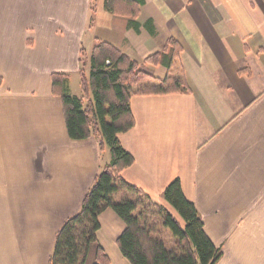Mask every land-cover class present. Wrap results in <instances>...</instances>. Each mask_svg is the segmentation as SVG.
Returning <instances> with one entry per match:
<instances>
[{"label":"crops","instance_id":"0c3cea01","mask_svg":"<svg viewBox=\"0 0 264 264\" xmlns=\"http://www.w3.org/2000/svg\"><path fill=\"white\" fill-rule=\"evenodd\" d=\"M90 1L0 0V264H49L57 231L109 161L98 138H69L52 85L67 74L71 93L78 75L82 96V52L97 39L138 62L179 44L172 72L188 88L131 96L134 126L118 138L133 163L121 175L175 216L163 191L178 178L222 252L215 264H264V0H144L137 32L103 0L90 25ZM100 30L108 37L87 34ZM99 222L85 264L98 246L108 264H131L121 219L106 209Z\"/></svg>","mask_w":264,"mask_h":264},{"label":"trees","instance_id":"16d2710c","mask_svg":"<svg viewBox=\"0 0 264 264\" xmlns=\"http://www.w3.org/2000/svg\"><path fill=\"white\" fill-rule=\"evenodd\" d=\"M144 3V0H103V7L112 15L130 18L126 26L137 32L140 26L134 18ZM95 7L96 4L90 7V25ZM145 27L154 34L151 20ZM166 42L168 48L164 45L144 60L163 66L167 70L163 77L144 73L137 68L138 61L99 39L87 57L89 74L83 68L80 71L82 96L70 93L67 74L52 76L54 92L62 99L69 138H98L99 145L108 149L109 161L97 174L78 212L57 231L49 264H85L90 246L98 241L99 216L106 209H111L124 223L117 244L131 264H215L221 257L220 248L206 235L195 205L183 194L178 178L165 187L163 199L179 219L121 175L133 163V156L118 138L134 126L131 96L183 92L188 88L184 76L172 74L180 46L173 39ZM93 264H108L100 246Z\"/></svg>","mask_w":264,"mask_h":264},{"label":"rangeland","instance_id":"374dc122","mask_svg":"<svg viewBox=\"0 0 264 264\" xmlns=\"http://www.w3.org/2000/svg\"><path fill=\"white\" fill-rule=\"evenodd\" d=\"M99 0H91L90 1V7L93 5V4H96V7H95V18H96V10H97V2H98ZM89 7V8H90ZM90 16H91V11H90ZM93 23H94V21H93ZM93 23L91 24V25H93ZM88 34V36H93V35H95V36H97V37H108V35H107V33H106V31H104V30H100V31H98L97 33H90V32H88L87 33ZM95 36H93L92 38H94ZM114 40H115V38H113V41L112 42H114ZM95 41V40H94ZM104 41H106V40H104ZM147 41H148V43L151 45L152 43H156V40L153 38V37H148V39H147ZM92 42H93V40H92ZM106 42H109V41H106ZM109 43H111V42H109ZM112 44V43H111ZM87 45L88 46H91L92 45V43H89V41L87 42ZM112 45H114V44H112ZM115 46V45H114ZM165 46H166V48H168L169 47V42H166L165 41ZM160 48H162L163 49V47H160ZM91 49H92V46L90 47V51H91ZM161 49V50H162ZM90 53V52H89ZM87 57H88V55H87V53L86 52H82V66H83V63H84V61H87ZM144 61V60H143ZM176 62V61H175ZM137 64V68H141L142 70H144L145 72L144 73H146V74H149V75H155V73H156V76L157 75H159V76H161V75H163V74H159L158 72H159V69H155V66H157V64H153L152 62L151 63H145V62H136ZM85 72H86V75H88L89 74V62L87 61V65H86V67H85ZM172 74H174V72L172 73ZM163 77V76H162ZM71 80H70V85H71V89H72V92H75V95L76 96H80L81 95V90H80V86H79V76L78 75H72L71 77ZM75 89V90H74ZM71 92V93H72ZM72 94H74V93H72ZM109 153V152H108ZM176 214V213H175ZM176 216H177V214H176Z\"/></svg>","mask_w":264,"mask_h":264}]
</instances>
